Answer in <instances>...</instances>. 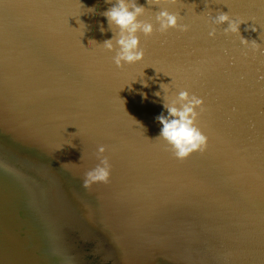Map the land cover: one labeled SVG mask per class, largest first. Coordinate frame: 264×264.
<instances>
[{
  "label": "water",
  "instance_id": "water-1",
  "mask_svg": "<svg viewBox=\"0 0 264 264\" xmlns=\"http://www.w3.org/2000/svg\"><path fill=\"white\" fill-rule=\"evenodd\" d=\"M136 3L153 32L118 68L106 0H0V164L94 245L86 264H264V0L161 2L188 25L166 32L158 6ZM218 12L239 33L212 25ZM181 90L203 101L206 145L177 159L156 117ZM100 145L108 182L85 187ZM0 175V264H58L29 192Z\"/></svg>",
  "mask_w": 264,
  "mask_h": 264
},
{
  "label": "clouds",
  "instance_id": "clouds-1",
  "mask_svg": "<svg viewBox=\"0 0 264 264\" xmlns=\"http://www.w3.org/2000/svg\"><path fill=\"white\" fill-rule=\"evenodd\" d=\"M111 6L103 13L106 17L109 28L117 29L114 37L103 42L104 47L109 51H114L112 57L113 63L119 68L124 64H133L143 58V50L139 47V36L137 33H143L149 36L153 32L151 22L139 19L145 8L138 6L136 0H106ZM148 4L156 5L160 10L156 13L154 19L158 25V31L166 32L170 28H178L180 31H187L188 25L178 24V15L170 13L166 8L160 7L161 2L166 4H175L176 0H147ZM227 24L224 28L225 34L239 33V26L242 21L231 19L228 13L218 12L211 18L212 25ZM209 37L216 35L213 27L208 32ZM115 41V43H113ZM241 37V43H247ZM163 107L167 110V115L163 113L156 117V120L162 125L159 133V139H162L169 146L173 156L177 159H183L190 153L203 150L206 145V137L202 134L196 125L198 113L197 108L202 109L203 101L195 95H189L188 91H179L174 98L166 100L163 97ZM105 147H97V159L99 163L91 170L85 173L84 185L90 186L95 182L107 183L110 175V164L108 158L104 156Z\"/></svg>",
  "mask_w": 264,
  "mask_h": 264
},
{
  "label": "trees",
  "instance_id": "trees-1",
  "mask_svg": "<svg viewBox=\"0 0 264 264\" xmlns=\"http://www.w3.org/2000/svg\"><path fill=\"white\" fill-rule=\"evenodd\" d=\"M0 173L6 175L5 178L13 183L16 190L22 193L23 190L20 187L22 185L29 192L25 194L27 199V201L25 200L27 203L25 207L32 210V213L30 212L31 214L28 216V222L47 241L48 252L51 256L58 258V264H86L81 256H84L87 250L92 249L94 251V245L90 242L86 243L84 239L76 238V235L67 230L65 225L45 213V209L43 210L41 201L38 199V184L11 169L4 170L1 164ZM2 175L0 176L2 177ZM46 227L52 228L51 233L45 229ZM45 236H48V238ZM80 248L84 250L80 251Z\"/></svg>",
  "mask_w": 264,
  "mask_h": 264
},
{
  "label": "flooded vegetation",
  "instance_id": "flooded-vegetation-1",
  "mask_svg": "<svg viewBox=\"0 0 264 264\" xmlns=\"http://www.w3.org/2000/svg\"><path fill=\"white\" fill-rule=\"evenodd\" d=\"M42 198V197H41ZM44 207V206H43ZM45 210H46V208H44ZM49 215H50V217L52 218V219H56V220H58V221H61V222H63V223H67L66 221H65V219H63V218H61V217H59V216H57L55 213H48ZM68 224V223H67Z\"/></svg>",
  "mask_w": 264,
  "mask_h": 264
}]
</instances>
